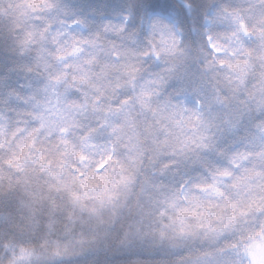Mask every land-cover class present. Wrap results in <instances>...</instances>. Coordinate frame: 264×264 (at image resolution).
<instances>
[{"label": "snow or ice", "instance_id": "6c2138e0", "mask_svg": "<svg viewBox=\"0 0 264 264\" xmlns=\"http://www.w3.org/2000/svg\"><path fill=\"white\" fill-rule=\"evenodd\" d=\"M82 13L65 0L0 4L7 30L0 57V236L7 250L20 264H102L101 248L115 257L103 264H264V118L251 121L233 142L240 147L220 151L222 162L206 164L204 175L180 183L145 177L138 185L118 147L133 160L142 154L137 117L151 110L159 82H137L131 13L98 28L89 19L95 9ZM207 24L226 27L236 59L219 64L244 84L256 61L264 65V0H222ZM150 27L161 31L163 53H174V25L152 18ZM249 112L264 114V88ZM242 120L228 122L233 134ZM173 123V154L212 150L210 125L196 113Z\"/></svg>", "mask_w": 264, "mask_h": 264}, {"label": "clouds", "instance_id": "9594fccd", "mask_svg": "<svg viewBox=\"0 0 264 264\" xmlns=\"http://www.w3.org/2000/svg\"><path fill=\"white\" fill-rule=\"evenodd\" d=\"M73 8L82 9V14L95 9L98 15L89 16L94 27L108 20H115L117 14L131 13L128 22V32L136 34L138 68L137 82L156 80L150 111L138 114L140 131L143 134L144 149L140 157L129 158L126 148L118 147V158L129 174L137 176L138 185L145 177L154 182L180 183L188 182L197 176L204 175L205 165L209 162H222L218 155L220 151H233L240 147L233 145L237 136L244 135L250 128L251 121L264 118V114L249 112L259 98V91L264 88L261 74L264 65L255 62V69L244 84H238L234 74L230 72L227 63H233L228 51L230 42L225 26L209 28L207 20L222 0H65ZM7 0H0L6 4ZM152 18H160L174 25L173 31L178 39L176 50L171 54L162 51V34L160 30L150 27ZM211 37V40H209ZM115 39V37H108ZM167 38V31H164ZM7 41L6 23L0 22V57L4 55V44ZM126 42V36L121 38ZM215 43L224 49L217 53L211 48ZM160 51L161 55L154 53ZM143 52L153 53L147 57ZM220 60L226 61L221 67ZM15 79L22 80L20 74ZM167 109V110H166ZM172 111L176 116L167 118ZM196 113L199 118L208 123L209 143L213 145L210 151H199L173 154L176 131L173 120L190 118ZM237 116H243L240 129L233 134L228 128V122ZM148 129V131H146ZM191 134V133H189ZM103 139H107L104 137ZM165 165L169 167L165 168ZM163 171V174H162ZM140 189L137 186L136 192ZM6 189H0V212H3ZM115 247L116 241H110ZM37 256H43V249L34 244ZM98 259L102 262L115 259L109 251L101 248ZM0 264H20L19 257L14 258L0 236ZM32 264H43L42 259L33 258Z\"/></svg>", "mask_w": 264, "mask_h": 264}]
</instances>
